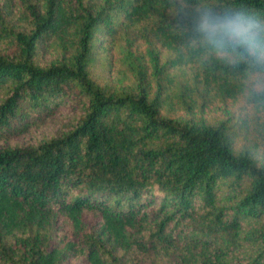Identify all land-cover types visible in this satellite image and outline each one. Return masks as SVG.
<instances>
[{
  "label": "trees",
  "instance_id": "trees-1",
  "mask_svg": "<svg viewBox=\"0 0 264 264\" xmlns=\"http://www.w3.org/2000/svg\"><path fill=\"white\" fill-rule=\"evenodd\" d=\"M0 264H264V0H0Z\"/></svg>",
  "mask_w": 264,
  "mask_h": 264
}]
</instances>
